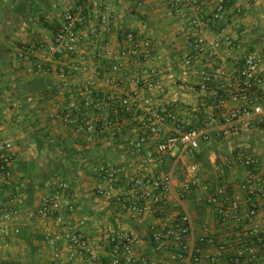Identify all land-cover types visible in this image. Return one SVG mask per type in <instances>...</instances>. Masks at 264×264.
<instances>
[{
  "label": "built area",
  "instance_id": "obj_1",
  "mask_svg": "<svg viewBox=\"0 0 264 264\" xmlns=\"http://www.w3.org/2000/svg\"><path fill=\"white\" fill-rule=\"evenodd\" d=\"M162 1L174 10H181L185 6L183 0ZM89 2L76 1L64 13L56 33L45 42L24 46L19 57L30 63L27 68L29 73L53 72L59 77L57 96L65 98L69 95L66 104L60 108V118L83 135L86 141L94 142L104 137L130 118L136 123V131L140 134L131 139L129 145L134 154L143 152L144 164L134 167L132 174L102 164L93 166L92 172L98 177L94 187L98 196L124 200L132 213L141 214L147 210L148 204L160 206L165 203L174 189L173 173L151 166L157 157L194 154L201 150L202 144L223 137L230 128L264 129V42L261 52L251 51L244 55L231 53L232 63L228 68L220 62L219 50L224 45H232L229 33L209 40L198 32V18H189L191 32L183 56V70L194 72L195 69L194 73L200 79L197 82L198 96L208 101L207 106L212 109L203 116L199 125H193L183 120L165 97L161 57L156 55L153 41L122 27L119 29L121 44L115 50L110 41L113 26L109 18L92 8ZM134 2L141 5L144 0ZM190 3L199 7L198 0H190ZM241 6L228 11L218 2L207 16L208 21L217 27L225 19L239 21L244 12ZM228 13L231 16L227 17ZM42 49L47 57H39ZM228 103L232 104L229 108ZM220 117L224 118L223 123H220ZM167 122L172 123L173 129L162 140L151 142ZM244 148H229L220 158L221 166L214 174V181L217 182L226 171L244 168L247 177L239 184V193L231 186L202 185L199 179L203 170L199 164L191 163L186 166L185 181L180 185L183 196L201 188L208 193V203L220 207L222 219L229 221L240 212L243 193L248 200L247 216L253 218L258 213L264 216V205L261 209L258 205L259 201L264 200V162L261 161L264 148L261 155L248 154ZM13 160L11 140L0 135V185L12 179ZM121 184L128 189L118 192L117 187ZM46 187L47 192L40 197L36 214L44 218L57 217L61 227L57 234L45 235L54 250V261L57 264H75L77 259L87 255L93 262L101 263L103 257L93 252L84 232L63 217L66 213L75 212L76 195L73 189L63 180L53 185L47 183ZM18 214L11 200L0 203V224ZM194 235L195 225L189 214L182 215L168 229H153L155 241H175L180 253L171 258L180 261L184 260L183 252L194 240L200 245L216 243L207 226L203 227L199 237L195 239ZM254 237L258 243L261 241L257 233ZM135 241L132 233L117 231L110 241L112 251L107 264L147 263L134 253ZM225 250L223 243L217 244V253L210 259L216 261L225 254ZM257 255L255 245L246 243L226 254V259L230 264H254ZM0 264L14 263L0 257Z\"/></svg>",
  "mask_w": 264,
  "mask_h": 264
},
{
  "label": "crops",
  "instance_id": "obj_2",
  "mask_svg": "<svg viewBox=\"0 0 264 264\" xmlns=\"http://www.w3.org/2000/svg\"><path fill=\"white\" fill-rule=\"evenodd\" d=\"M18 1L13 0V9ZM24 1L29 4L26 12L27 20L19 16L24 20L23 29L51 33L54 19L58 18L61 24L64 13L80 0H35L36 13L31 12L32 0ZM89 1L92 8L109 18L113 26L110 41L115 50H118L121 44L119 29L122 27L129 28L153 41L155 53L161 57L160 68L163 73L165 97L172 103L176 113L193 125H199L203 116L212 109L207 106L208 101L198 96L197 82L200 79L194 73L195 69L194 72L183 70V56L187 51V39L191 32L189 18H198L197 30L209 40L229 33L232 37V45H224L219 50L220 62L228 68L232 63L231 53L244 55L251 51H262L264 0H237L235 6L242 5L245 10L244 16L235 22L225 19L218 27L209 23L207 16L211 14L215 5L223 0H198V8L191 4L190 0H183L185 6L181 10L171 9L162 0H144L141 5H137L134 0ZM42 16L44 20H41ZM12 17L16 18L18 15L14 13ZM4 60L0 56V66L5 62ZM6 60L8 68L5 78L10 83L15 81L14 84L19 87L9 90L6 95L12 97V105L24 109L22 120L26 124L25 127L33 129L31 133L33 140H29V144H34L36 152L32 154V159L28 158L25 156L26 152L16 145L18 140L10 136V130L14 129L13 121L8 125L10 127H4L7 129L5 131L0 125V135H8L14 154L13 177L8 183L0 185V203L11 200L12 205L19 211L17 217L0 224L2 259L19 264H57L53 259L54 250L46 241L45 235L57 234L61 227L57 217L37 216L36 208L40 197L47 192V183L53 185L63 180L70 185L76 195L75 212L66 213L63 217L66 221L78 225L84 232L93 252L103 257L102 264H107L109 261V254L112 251L111 238L121 230L135 236L134 253L147 260L145 264H230L226 254L236 251L246 243L257 248L258 259L254 264H264V216L261 213L253 218L247 216L248 200L247 195L243 193H241L243 197L241 210L237 213V217L229 221L222 219L220 207L208 203V193L201 188H197L195 193L183 196L180 185L185 181L184 170L192 163L186 154L179 153L176 157L160 156L152 162L151 166L162 171L170 164L169 172H172L175 178L172 193L160 206L148 204L144 213L136 214L129 210L128 203L124 200L98 196L94 189L98 177L92 172L93 166L80 165V163L99 160L108 168L124 169L129 174L133 169L144 164L143 152L134 154L129 145L130 140L140 134L136 131V123L130 118L104 137L88 142L72 127L58 121L60 108L68 101L65 98L69 97V95L65 98L57 96L56 91L60 84L58 76L55 73H29L27 68L30 63L18 59L17 55L15 57L12 54L7 55ZM2 73L5 71L2 70L0 77ZM11 104L8 108L0 106V114L4 113L3 109L5 112H14ZM231 106V103L227 104V108ZM31 112L37 113L34 121L28 116ZM224 121V118L220 117V123ZM172 129L171 122L165 123L151 142L162 140ZM213 140L217 139L213 138ZM195 155L196 159L193 162L199 164L203 170L199 179L202 185H226L240 192L238 174L247 177L244 168L237 167L233 172L226 171L224 177L216 182L214 174L221 166L220 157L216 154L211 155L206 147L201 148ZM30 163L33 166L28 167ZM43 182L45 184L41 188ZM30 187L35 188L33 197L28 190ZM127 189L125 184L117 187L118 192ZM258 205L261 209L264 200L259 201ZM184 214H189L194 222L195 239L201 235L203 227L207 226L216 243L200 245L194 240L183 252L184 260L180 261L171 258L172 255L180 253L175 241L173 239L155 241L153 229L154 227L168 229ZM255 233L261 239L259 243L254 237ZM219 243L225 245V254L212 261L210 257L217 253ZM101 263L93 262L87 255L75 262V264Z\"/></svg>",
  "mask_w": 264,
  "mask_h": 264
},
{
  "label": "rangeland",
  "instance_id": "obj_3",
  "mask_svg": "<svg viewBox=\"0 0 264 264\" xmlns=\"http://www.w3.org/2000/svg\"><path fill=\"white\" fill-rule=\"evenodd\" d=\"M12 3L13 0H0V47H1L0 56L5 59L4 60L5 62L4 63L2 62V65L0 66V73L2 72V70L5 71V73L1 74L2 77H0V106L4 108H8L9 105L13 103L11 102V100H13L11 99L12 97L7 96L6 93L9 92V90L14 89L16 87L17 89H19V87L14 84L15 81L10 83V81L5 78L8 68L6 56L12 54L14 57L16 55L18 57L20 53V46L23 48L28 43L39 44L42 41L45 42L51 36V33L45 31L24 30L23 29L24 26L22 24L24 20H22L19 16L16 18L12 17V14L14 15ZM8 51H12V52L8 53ZM39 57L40 58L47 57V53L44 49H42V51L39 53ZM18 58L21 59L20 57ZM14 101L15 103L17 102L16 99H14ZM48 106L51 107L50 105ZM12 107L14 109V112L11 111L5 112V109H3L4 113H2L3 117L0 118L1 120L0 125L3 126V131H5L7 129H5L4 127L6 128L10 127L8 125H10L13 121L12 127H14V129L10 130L11 133L10 136L18 140V143L16 145H18L19 149H22L23 152H26L25 155L26 157L32 159V154L36 152V148L34 144L33 143L29 144L30 141L33 140L31 134L33 129H30V127L28 128V126L25 127L26 124H24V121L22 120V117L25 114L24 109H21V106L16 107L12 105ZM36 114L37 113L35 112H31L28 114L31 121H34ZM21 121L23 122L21 123ZM58 121H61L63 124L66 125V123L61 118H58ZM7 136L4 135V137L6 138ZM20 143H22V145H19ZM203 147H206L211 155L216 154L220 158L228 151L229 148L242 149L245 147L244 149L248 154L261 155V149L264 148V129L262 127H253V128L242 127L238 130L235 129L232 130V128H230L223 137L218 138L217 140L212 139V141L202 144V148ZM197 153L198 152L194 154L193 153L186 154L187 157L190 159V162L194 163L193 161H195L194 159H196L195 154ZM261 161L264 162V158H262ZM82 162H81L82 164L80 163V165L87 164L89 167L91 165L94 166V164H96V166L99 163L103 164L102 162H99V160L96 161L93 160L91 162H89L88 160L87 162L84 161ZM220 162L222 163L221 159ZM29 165L33 166L31 163ZM163 170L165 172H169L170 164L169 167L166 166ZM238 175L240 176V180H238V184H239L246 179V176H243L241 174ZM14 264H19V263H14Z\"/></svg>",
  "mask_w": 264,
  "mask_h": 264
},
{
  "label": "trees",
  "instance_id": "obj_4",
  "mask_svg": "<svg viewBox=\"0 0 264 264\" xmlns=\"http://www.w3.org/2000/svg\"><path fill=\"white\" fill-rule=\"evenodd\" d=\"M80 1H83V0H80ZM237 0H223V1H220V3L225 7L226 10H230L235 6ZM28 4L26 1L24 0H19L17 2V4L15 5V8L13 9L18 16H23V18L25 20H27L28 16L26 15V12H27V7H28ZM30 7H31V12L32 13H36L37 12V8H36V3H35V0H32L31 1V4H30ZM33 7V8H32ZM242 7V6H241ZM243 8V7H242ZM244 10V8H243ZM25 13V14H24ZM245 14V10L244 12L241 14V16H244ZM229 15L231 16L230 13H228L227 17H229ZM41 20H44V17L42 16L41 17ZM52 26V30H51V35H53L54 33H56L59 29H60V24H59V21H58V18H55L54 21H53V24L51 25ZM24 47L22 48L20 46V51H23ZM8 52H12V51H8ZM19 57V55H18ZM17 57V58H18ZM19 59V58H18ZM68 97V96H66ZM68 99V98H66ZM66 104V103H65ZM2 117V115L0 114V118ZM0 123H1V120H0ZM127 145H128V142H127ZM28 167H31V165H29ZM44 182L42 183L41 185V188L44 186ZM4 185V184H3ZM40 187V185H39ZM28 190L30 191V196L33 197L34 196V193H35V188L34 187H30L28 188Z\"/></svg>",
  "mask_w": 264,
  "mask_h": 264
}]
</instances>
